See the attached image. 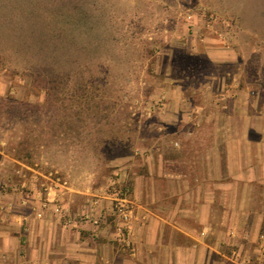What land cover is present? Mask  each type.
Returning <instances> with one entry per match:
<instances>
[{
	"label": "rangeland",
	"instance_id": "1",
	"mask_svg": "<svg viewBox=\"0 0 264 264\" xmlns=\"http://www.w3.org/2000/svg\"><path fill=\"white\" fill-rule=\"evenodd\" d=\"M205 1L0 0V141L16 168L52 174L75 211L96 207L120 169L159 157L178 127L169 117L165 129L167 114L208 107L215 76L264 103V0L214 1L238 19ZM209 31L224 33L233 62L196 51ZM253 232L242 253L259 264L264 230Z\"/></svg>",
	"mask_w": 264,
	"mask_h": 264
},
{
	"label": "crops",
	"instance_id": "2",
	"mask_svg": "<svg viewBox=\"0 0 264 264\" xmlns=\"http://www.w3.org/2000/svg\"><path fill=\"white\" fill-rule=\"evenodd\" d=\"M214 1L205 3L219 10ZM204 35L200 55L233 62L224 33ZM214 78L221 89L208 107L167 114L165 129L170 118L178 127L163 138L158 158L147 152L141 165L120 169L118 182L131 187L134 203L129 248L117 239L109 196L75 211L73 194L58 189L52 174L16 168L25 165L0 141V264H255L242 252L257 239L253 231L264 230L254 203L264 194V103ZM235 244L241 249L221 250ZM256 249L264 264V234Z\"/></svg>",
	"mask_w": 264,
	"mask_h": 264
},
{
	"label": "built area",
	"instance_id": "3",
	"mask_svg": "<svg viewBox=\"0 0 264 264\" xmlns=\"http://www.w3.org/2000/svg\"><path fill=\"white\" fill-rule=\"evenodd\" d=\"M214 18V15H212ZM228 24L226 21L224 22ZM109 198L112 206V218L118 233V241L126 248L131 247L129 240V223L133 212L132 189L118 181L112 183Z\"/></svg>",
	"mask_w": 264,
	"mask_h": 264
}]
</instances>
